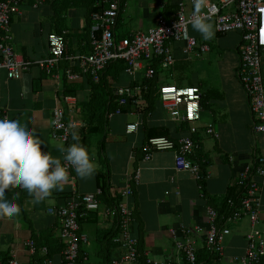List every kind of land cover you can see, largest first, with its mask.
<instances>
[{
    "label": "crops",
    "instance_id": "1",
    "mask_svg": "<svg viewBox=\"0 0 264 264\" xmlns=\"http://www.w3.org/2000/svg\"><path fill=\"white\" fill-rule=\"evenodd\" d=\"M36 1L24 0L22 14L12 21V43L31 64L23 70L19 79H9L6 73H0V113L26 121L45 141L42 150L49 151L53 157L64 162L60 147L68 145L54 139L51 134L54 108L61 106L74 118L86 122L93 88L88 75L83 74L82 78L67 82L63 67L59 77L55 78L48 75L37 62L49 54L48 34L62 29L70 31L69 50L86 52L91 44L90 18L85 0H43L38 5ZM125 1L127 5L115 26L117 39L137 31L147 32L157 24L158 15L174 13L181 2L187 5L188 11L193 7L190 0ZM202 5L203 0H200ZM191 30L200 43L211 45L210 51L215 42L223 46L227 50L221 52L224 62L214 66L210 61L206 65L203 61L211 56L210 51L201 57H188L183 52L184 42L174 41L175 65L164 68L156 62L152 81L147 77L146 64L135 75L125 70L116 75L114 70L107 69L102 80L108 82V86L112 84L115 89L124 85H147L143 102L108 117L102 130L87 136L88 151L97 164V170L90 178L82 179L71 170L64 181V189L53 190L49 198L40 202H36L27 190L19 186L8 191L7 196L17 201L21 212L16 217L0 216V257L15 255L21 264H38L32 262L28 240L36 241L42 236L41 232L47 231L49 237L60 238V219L49 214L48 208L63 204L76 193L95 192L101 184L98 173H108L109 193L120 194L128 186L133 188L129 204L141 250L156 259L170 256L173 264H188L174 247L177 234L173 229L189 226L192 231L188 238L198 247L200 264H237L235 257L245 252L247 234L252 224L248 216L232 220L227 200H239L242 187L238 180L241 172L258 156H264V134L254 130L255 120L250 102L238 77L241 33H215L212 39L205 40L192 27ZM196 59L198 61L193 62ZM166 85L198 86L204 99L200 118L187 122L172 116L160 100V89ZM72 86L76 89L73 94L76 103L69 105L64 96L69 94L67 91ZM132 123H138V129L128 132L127 126ZM209 124L214 125L218 137L207 132ZM191 126L197 127V131L193 133ZM161 134L169 135L176 142L187 135L198 137L200 147L194 160L201 163L206 178L199 180L189 171L177 170L175 153L170 150L155 151L146 160L145 143ZM137 173L138 180L135 179ZM256 179L262 186L263 198V210L257 227L264 230V176L258 174ZM102 195L99 198L103 205L109 204ZM208 207L218 210L220 227L231 230L225 238V253L221 257L205 248ZM99 216L100 213H94L83 222L82 227L89 236V242L81 251L90 262L107 264V259L119 256L122 249L114 243L110 244L108 230L100 224ZM45 240L48 239L42 237L41 242ZM43 246L47 247L42 243ZM61 252H56L57 259Z\"/></svg>",
    "mask_w": 264,
    "mask_h": 264
},
{
    "label": "built area",
    "instance_id": "2",
    "mask_svg": "<svg viewBox=\"0 0 264 264\" xmlns=\"http://www.w3.org/2000/svg\"><path fill=\"white\" fill-rule=\"evenodd\" d=\"M42 1L37 0L36 5ZM23 2L24 0L0 1V73H6L9 79L21 78L23 70L31 64L12 43V21L22 14ZM190 2L193 5L190 11L187 10V5L181 2L170 20L164 14H160L157 24L147 32L137 31L117 39L115 26L127 2L101 0L100 3L106 6L91 14V44L86 52L70 53L68 49L70 31L62 29L48 34L49 54L37 63L48 75L58 78L62 70V62L67 60L71 62L65 71L68 81L78 80L85 74L90 76L93 82L99 83L108 65L115 60L123 59L128 64L125 71L131 75L140 72L146 64L147 77L151 79L156 73L155 60L164 68L175 65L176 58L172 48L174 41L184 42L183 52L188 57H201L211 50L209 43H200L197 36L192 33L190 19L195 12V4L194 0ZM200 13L210 17L214 32L217 34L225 35L234 31L241 33L242 48L238 77L250 102L255 120L254 130L264 134V0H203ZM76 66L80 71L74 69ZM147 90V85L117 87L114 95L118 105L114 110L109 111L107 116L110 118L115 114L123 113V107L127 105H140ZM202 98L203 94L198 86L166 85L160 89V99L165 109L182 121L192 122L200 118ZM64 100L69 105L76 103L74 95H65ZM86 124L85 121L70 115L65 108L57 106L53 111L51 134L54 139L67 144L72 137L71 133L75 131L80 137V130ZM138 126V123L129 124L127 131H136ZM197 129L191 126L193 133ZM207 132L219 136L213 124H209ZM199 147V140H195L192 135L184 136L178 142L168 136H153L144 145V158L150 159L155 151H173L177 170L189 171L199 180H203L201 163L192 159ZM64 163L68 172L74 170L70 164ZM258 174L264 176L263 155L258 156L254 163L249 164L241 172L238 184L243 190L239 200L233 198L227 200L231 208L232 220L248 216L252 224V229L247 234L245 252L235 257L237 264H264V230L257 227L263 210L262 186L256 179ZM138 177L137 173L135 179L138 180ZM102 193L103 189L98 187L95 192L76 193L67 198L63 204L50 206L48 213L60 219V238L64 248L58 259L49 257L48 247L38 248L35 240L30 239L27 242L30 256L33 257L40 251L42 256H46L42 264H99L90 262L86 257L81 258L80 255L82 247L89 242V236L82 227L83 222L93 213H100V224L104 229L111 231V242L122 249V253L113 257L109 264H173L170 256L156 259L149 253L142 252L140 239L134 229L133 211L129 204L133 188L126 187L121 191V197L117 196L116 201L107 205H103L99 198ZM207 217L205 248L221 257L225 253V238L231 230L228 227H220L218 224L220 214L214 207H208ZM191 231L189 226L174 228L173 232L177 234L174 247L179 252L185 253L189 264H197L198 247L188 238ZM7 264H21V262L14 255L9 257Z\"/></svg>",
    "mask_w": 264,
    "mask_h": 264
},
{
    "label": "clouds",
    "instance_id": "3",
    "mask_svg": "<svg viewBox=\"0 0 264 264\" xmlns=\"http://www.w3.org/2000/svg\"><path fill=\"white\" fill-rule=\"evenodd\" d=\"M195 12L190 19L192 28L203 39L215 35L210 17L201 15L200 0H194ZM74 141L67 147H60L63 161L70 164L82 179L90 178L97 170V164L87 147L80 143L79 134L71 133ZM45 141L34 129L19 118L0 117V216L16 217L21 207L7 193L14 187H21L32 195L36 202L49 198L53 190L62 191L69 172L60 158L42 150Z\"/></svg>",
    "mask_w": 264,
    "mask_h": 264
},
{
    "label": "trees",
    "instance_id": "4",
    "mask_svg": "<svg viewBox=\"0 0 264 264\" xmlns=\"http://www.w3.org/2000/svg\"><path fill=\"white\" fill-rule=\"evenodd\" d=\"M123 1H125V0H123ZM100 2H101V0H85V4L88 7L90 25H91V22H92L91 14L93 12H95V11H99V10L103 9L106 6L104 3H100ZM177 9H178V7H176L174 13L177 11ZM174 13L173 12H168V13L164 12L163 14L166 16V18L168 20H170ZM90 25H89V34H90ZM90 42H91V40H90ZM69 51H70V53H72V52L74 53L75 52L73 50H69ZM156 62L157 61L155 60L154 61V66H155ZM70 64H71V62L67 61V60L62 62L61 66L64 68V74H65L66 69L70 66ZM127 66H128L127 61H125L123 59H118V60L113 61L110 65H108V67L104 70V72L107 69L108 70L112 69V70H114L113 72H115L116 75H117L121 71L125 70L127 68ZM74 69L80 71L79 67H77V66ZM104 72L102 73L101 80H100L99 83L93 82L92 78L90 76H88L89 82H90V84H91V86L93 88V93H92L91 99H90V101L88 103V109H89L90 113H89L88 120H86L87 125H85L82 128V130L80 131V143L84 144L86 147H87V142H88V140H87L88 137L87 136L92 134V133H96V132L102 130L104 128V124H105V122L107 121V118H108L107 113L109 111H111V110H114L117 107V105H118V103L116 101V97H115V95L113 93L114 89H115L114 86L112 84H109V86H108V82H105V81L102 80ZM65 80L67 81L66 74H65ZM151 81H152V79H151ZM67 93H69L70 95L75 94L76 93L75 87L74 86L70 87L68 89ZM202 103H204V99L203 98H202ZM128 106H130V105H127V106L123 107V110H126ZM2 116L3 115L0 113V117H2ZM187 122H189V121H187ZM157 136H162V134L161 135H157ZM163 136L170 137L169 135H163ZM192 137L195 140H198V137L194 136L193 134H192ZM73 142L74 141L72 140V137H71L70 141L67 143V145H70ZM194 156H196V154H194L192 156L193 160H194ZM194 161H196V160H194ZM201 171H202L203 177L205 179L206 178V173L204 172V169H203L202 165H201ZM108 176H109L108 173H103V174L102 173H98V178H99V181L101 182L100 187L103 189L102 197L106 198V200L109 201L108 203L111 204L112 202L116 201V197L117 196H118V198L121 197V196H120L119 193H118V195L116 194L115 196H114V194L109 193L108 186H107ZM110 232L111 231H108L107 235H109V239L108 240H109V242L111 244L112 242H111V238H110V234H111ZM40 234L42 236L40 238L39 237L36 238V241H35L37 247L40 248L42 243L46 244L47 247L49 248V253L47 254V256L56 257L55 256L56 252L57 251H62L63 248H64V244H63L61 238L54 239V238L49 237L48 236L49 235L48 231L47 232H41ZM42 237H44V238H46L48 240H45L44 242H41ZM115 246H116V244H115ZM39 252L40 251H38L36 253V255L33 256V258H32V262L33 263H37L38 262V264H42L43 259L46 257V256L40 255ZM142 252H143V250H142ZM181 254L186 259L185 253H181ZM199 256L200 255H199V251H198V262H197V264H200ZM80 257L83 258L82 251H81ZM8 260H9V257H5V256L4 257H2V256L0 257L1 264H7ZM110 262H111V258L107 259V264H109Z\"/></svg>",
    "mask_w": 264,
    "mask_h": 264
},
{
    "label": "rangeland",
    "instance_id": "5",
    "mask_svg": "<svg viewBox=\"0 0 264 264\" xmlns=\"http://www.w3.org/2000/svg\"><path fill=\"white\" fill-rule=\"evenodd\" d=\"M215 33V32H214ZM212 51H214L213 53H211ZM210 51L209 57H207L206 59L207 60H204L203 62L207 65V64H210V61L212 63V65H218V64H221L222 62H224L223 60V57H221V52H226L227 50L219 45L218 43L215 42V44L213 45V50ZM208 54V53H205V55ZM198 60H193V62H197ZM184 87V86H183Z\"/></svg>",
    "mask_w": 264,
    "mask_h": 264
}]
</instances>
